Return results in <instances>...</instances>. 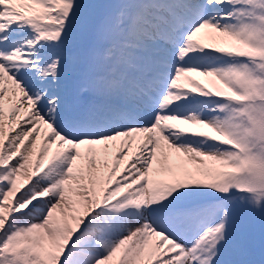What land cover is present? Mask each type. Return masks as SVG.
I'll list each match as a JSON object with an SVG mask.
<instances>
[{
	"label": "snow or ice",
	"instance_id": "obj_1",
	"mask_svg": "<svg viewBox=\"0 0 264 264\" xmlns=\"http://www.w3.org/2000/svg\"><path fill=\"white\" fill-rule=\"evenodd\" d=\"M0 264H264V0H0Z\"/></svg>",
	"mask_w": 264,
	"mask_h": 264
}]
</instances>
